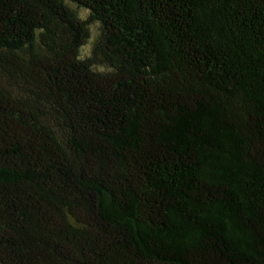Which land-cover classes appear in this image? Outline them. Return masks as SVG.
I'll use <instances>...</instances> for the list:
<instances>
[{"label":"trees","instance_id":"16d2710c","mask_svg":"<svg viewBox=\"0 0 264 264\" xmlns=\"http://www.w3.org/2000/svg\"><path fill=\"white\" fill-rule=\"evenodd\" d=\"M0 264H264V0H0Z\"/></svg>","mask_w":264,"mask_h":264},{"label":"rangeland","instance_id":"374dc122","mask_svg":"<svg viewBox=\"0 0 264 264\" xmlns=\"http://www.w3.org/2000/svg\"><path fill=\"white\" fill-rule=\"evenodd\" d=\"M95 32H96V29L94 28L93 34H95ZM90 46H86V48H85L86 50L85 51H88V49L90 48Z\"/></svg>","mask_w":264,"mask_h":264}]
</instances>
